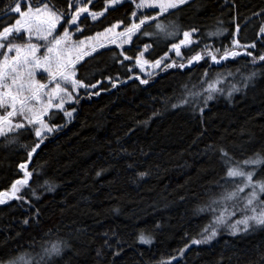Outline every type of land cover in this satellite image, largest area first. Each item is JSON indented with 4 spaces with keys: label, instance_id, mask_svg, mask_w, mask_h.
Returning a JSON list of instances; mask_svg holds the SVG:
<instances>
[{
    "label": "trees",
    "instance_id": "trees-1",
    "mask_svg": "<svg viewBox=\"0 0 264 264\" xmlns=\"http://www.w3.org/2000/svg\"><path fill=\"white\" fill-rule=\"evenodd\" d=\"M50 2L58 11H69L68 0ZM11 3L0 0V24L16 18L4 15ZM39 6L40 0H32L33 8ZM105 6V0L89 4L97 12ZM134 10L125 0L96 21L84 15L78 22L83 36L77 37L92 36L117 21H123V29L135 19ZM162 22L174 24L176 29L168 31L178 29L177 35L168 36L149 22L144 31L154 34L138 33L123 48L131 63L117 46L98 48L99 54L79 62L77 78L100 83L84 88L68 106L76 110L70 120L55 113L49 123L60 127L44 137L31 160L27 153L39 142L34 130L16 140L0 137V190L23 177L21 163L34 172L21 189L24 199L0 204V264L24 253L29 264H264V225L233 235L229 218L217 225L213 240L190 244L220 211L233 210L227 201L214 204L215 211H199L223 191L217 187L225 174L219 149L238 161L255 153L264 156V62L245 54L264 55V0H188ZM193 27L198 30L193 43L177 57L171 45ZM217 28L224 31L207 35ZM233 39L255 47L237 49L240 56L220 63L209 58L187 63L205 45L221 53L231 49ZM145 44L151 61L170 56L147 76L134 59ZM173 62L176 66L165 67ZM210 82L216 90L205 104ZM255 171V179H264V164ZM141 232L152 238L150 244L139 240ZM53 242H63L62 251L49 257L44 249ZM185 244L189 247L180 255Z\"/></svg>",
    "mask_w": 264,
    "mask_h": 264
},
{
    "label": "snow or ice",
    "instance_id": "snow-or-ice-1",
    "mask_svg": "<svg viewBox=\"0 0 264 264\" xmlns=\"http://www.w3.org/2000/svg\"><path fill=\"white\" fill-rule=\"evenodd\" d=\"M92 2L93 0H86V2L85 0H68L69 11L56 10V6L50 0L49 2L40 0V7L37 8L32 7V0H12L11 4L6 5L7 10L4 15H14L16 18L0 24V55L3 57L0 59V109L5 110L4 114L0 115V137L10 136L12 140H16L22 132L34 130L33 134L39 142L27 153L29 160L40 147L44 137L60 127L57 124L49 123L55 113L63 112L65 117L71 119L75 109L65 110V105L76 101L81 88H95L96 84L100 83L97 81L96 84H85L84 80L77 78L76 70L79 62L89 56L90 52L99 54L97 49L105 47L100 38L104 37L108 44H117V38H119V46L122 49L119 55L123 56L124 61L131 63L133 57L124 54L123 45H131L133 36L138 33L146 37L153 35L154 33L144 31V27L149 22L154 23L156 29L168 36L177 35L178 29L168 31L169 28L176 29V26L171 22L165 25L162 22V17L168 13L169 9L177 8L178 5L186 3V0H139L138 3L137 0H130L136 9L146 8L155 14L138 16V12L134 10L131 12V16L136 19L124 27L123 31L114 32L117 27L123 24V21H117L104 28L103 32L95 33L94 36H85L83 39L74 40V32L83 36L82 30L77 24V21L81 20L82 14L87 13L93 21H96L108 11L109 6L120 4L121 0H105L106 6L99 12H90L89 4ZM157 8L159 11H156ZM71 9L74 11H70ZM86 18L85 16L84 19ZM0 20H3V16H0ZM70 28L74 32L70 31ZM238 29L239 25H237ZM197 31L195 27L184 31L183 39H180L179 43L171 45V50H174L177 57L181 56L182 46L193 43L192 36ZM222 31L224 29L217 28L216 32H209L207 35L215 36ZM109 33H113V35L109 36ZM260 33L264 34V26H261ZM34 38L37 42H33ZM16 40L23 42L16 43L14 42ZM231 43V49L225 47L222 53L221 49L205 45L203 52H197L189 57L187 63L191 65L193 62H199L206 58H209L213 63H220L230 57L240 56L241 52L237 49L255 47V44L241 45L236 39H233ZM149 47L150 45L145 44L144 48L134 57L135 66L141 70L145 66L155 68L161 63V60L152 62L144 58ZM42 49L44 54L40 56L38 53ZM13 52L15 55H10ZM245 54L252 57L253 62L256 60L264 62V55L256 57L251 51H246ZM167 56L168 53H165V57ZM79 66L83 65L79 64ZM174 66H176L175 62L165 65V67ZM179 67L184 68L185 64L181 63ZM38 70H43V73L47 74L46 83L35 79ZM254 75L255 73L250 74V76ZM140 83L146 84L147 80H140ZM215 90V83H208L205 104L207 100L213 98ZM232 90L238 89L233 85ZM190 94L195 95L194 93ZM230 94L231 92H229ZM185 102L181 101V103ZM175 106L173 105V107ZM219 151L221 162L225 166V174L221 178L224 184L217 183V187L222 188L223 191L199 211H215L212 208L214 204L227 201L232 203L233 210L228 211L227 214L224 210L220 211V214L214 216L213 221L202 229L200 238H192L190 244L199 245L213 240L218 234L217 225L225 223L229 218H231V223L228 227L233 235L248 231L252 224L264 225V179H255V169L264 164V156L255 153L248 159L238 161L226 149L220 148ZM19 168L24 169L23 177L14 180L9 189L0 190V204L11 199H24L21 189L29 186L34 172L28 171L25 163H21ZM139 175L144 176L145 173H139ZM32 195H36L34 190ZM24 222L28 223L27 220ZM138 238L145 244L152 242V238L144 235L143 232ZM62 243L53 242L50 247L44 249L45 255L58 256L62 251ZM188 247L189 244H185L184 248L179 250L180 255H183L184 249ZM27 255L24 253L8 261V264H21V262L29 264L28 261H25ZM175 259V257L169 258L170 261Z\"/></svg>",
    "mask_w": 264,
    "mask_h": 264
},
{
    "label": "rangeland",
    "instance_id": "rangeland-1",
    "mask_svg": "<svg viewBox=\"0 0 264 264\" xmlns=\"http://www.w3.org/2000/svg\"><path fill=\"white\" fill-rule=\"evenodd\" d=\"M123 1H125V0H121V3L123 2ZM186 1H188V0H186ZM85 2H86V0H85ZM139 2V1H138ZM115 6V5H114ZM179 6V5H178ZM40 7V6H39ZM109 7H112V6H109ZM37 8V7H36ZM89 10H90V12L91 11H93V10H91L90 8H89ZM157 11H159V9L157 8L156 9ZM169 10H171V9H169ZM137 12H138V16L139 15H141V14H147V12H149V10L148 9H137ZM84 15H88L87 13H85V14H82V17L84 16ZM90 16V15H89ZM91 17V16H90ZM136 19V18H135ZM63 22V21H62ZM78 22L79 21H77V24H78ZM137 22H138V19H137ZM70 31H73L74 32V30L73 29H71L70 28ZM120 31H123V29H122V27L120 26V27H117L115 30H114V32H120ZM103 32V31H102ZM77 34H79V33H75L74 32V34H73V39L74 40H79V39H83V38H79V37H77ZM109 36H111V35H113V33H109L108 34ZM264 35V34H263ZM92 36H94V35H92ZM103 42H104V45H105V47L106 46H117V47H120L119 46V38H117V44H108L107 43V40L104 38V37H101L100 38ZM21 42H23V41H20V42H16V43H21ZM33 42H37L36 40H35V38L33 39ZM42 43V42H41ZM86 47H87V44L85 45ZM129 45H123V48H125V47H128ZM183 47V46H182ZM182 47H181V50H182ZM121 48V47H120ZM144 48V47H143ZM174 54H175V52H174V50H171ZM44 54V52H43V49L38 53V55H40V56H42ZM90 54H91V52H90ZM146 54H147V51L145 52V59H147V60H149L147 57H146ZM10 55H15V53L13 52V53H11ZM181 57H183V54H182V51H181V56H180V58ZM0 58L2 59L3 57H2V55H0ZM163 59H158V60H161V63H160V65H158L157 67H155V68H152L151 66H145V68L143 69V70H141L138 66V68H139V70H140V72L143 74V75H145V76H147V75H150V74H152L153 72H155V71H157L161 66H162V64H164V62H166V60H168L169 58H170V56H169V54H168V56L167 57H165V55L162 57ZM149 61H151V60H149ZM154 61H156V60H154ZM154 61H152V62H154ZM35 79L36 80H39V81H41V82H44V83H46L47 82V74L46 73H43V70H38V72H37V74H36V77H35ZM84 88H81L80 90H79V93L77 94V96L80 94V92L83 90ZM74 103V102H73ZM73 103H71V104H73ZM70 104H66L65 105V110H70V109H68V106H69ZM4 109H0V115H3L4 114ZM75 112H76V110H75ZM75 112L73 113V116H74V114H75ZM72 116V117H73ZM67 118V117H66ZM67 120H70L69 118H67ZM53 133V132H52ZM51 134V133H50Z\"/></svg>",
    "mask_w": 264,
    "mask_h": 264
}]
</instances>
